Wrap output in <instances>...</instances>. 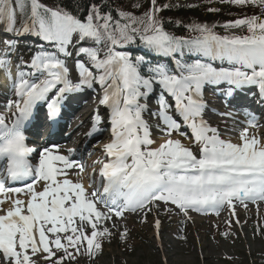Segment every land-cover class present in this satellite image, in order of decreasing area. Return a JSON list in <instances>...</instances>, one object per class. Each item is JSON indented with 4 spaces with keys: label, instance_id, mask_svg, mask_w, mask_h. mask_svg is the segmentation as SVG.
Masks as SVG:
<instances>
[{
    "label": "snow or ice",
    "instance_id": "1",
    "mask_svg": "<svg viewBox=\"0 0 264 264\" xmlns=\"http://www.w3.org/2000/svg\"><path fill=\"white\" fill-rule=\"evenodd\" d=\"M218 2L258 7L260 12L211 26L194 22L186 27L197 35L185 38L165 30L158 13L169 5L158 7L156 0L141 15L123 10L114 15L100 0L82 16L42 0H0L4 31L31 34L43 42L29 61H15V74L13 40L3 41L0 49V72L14 96L0 113V264L94 259L102 251L101 241L110 242L107 223L116 228L126 212L146 216L161 203L187 217L189 211L224 206L235 216L237 204L247 208V202L264 201V141L249 133V127L259 126L256 117L246 114L248 127L240 131L239 143L222 139L204 118L202 94L207 84H226L229 95L256 87L264 100V0ZM217 27L224 33H217ZM137 42L171 58L175 68L130 55L125 49ZM73 56L70 68L67 61ZM187 56L194 59L189 62ZM85 86L99 87L98 104L107 109L110 126L104 158L94 161L99 170L93 168L87 188L80 179L85 166L72 158L73 149L68 154L59 145L38 150L28 146L25 135L38 105H46L54 117L68 95ZM153 95L157 110L150 115L167 137L155 147L144 118ZM100 122L97 109L89 136L100 130ZM182 126L190 137L180 131ZM173 133L192 144L172 138ZM155 226L159 229V220ZM126 236V229L119 232L121 241Z\"/></svg>",
    "mask_w": 264,
    "mask_h": 264
},
{
    "label": "rangeland",
    "instance_id": "2",
    "mask_svg": "<svg viewBox=\"0 0 264 264\" xmlns=\"http://www.w3.org/2000/svg\"><path fill=\"white\" fill-rule=\"evenodd\" d=\"M185 1L188 5L191 3V0ZM18 22L20 23L19 18ZM16 27L18 28V24ZM4 35V32L0 31L1 45H3L2 42L4 40H2V37ZM24 37L20 38V40L25 39ZM14 38L6 37L7 40H13ZM17 58L20 59V57ZM72 58L73 60L75 59L74 56ZM67 63L70 68L73 67L71 58L68 59ZM71 75L77 77L74 68ZM207 86H204L202 94H208L206 92ZM153 108L157 110L156 105ZM213 117L212 119L216 122L220 120L215 116ZM145 118L149 123L151 139L155 141L154 145L163 142L166 135L159 130L163 129V125H159L157 119H152L151 115L146 114ZM87 119L88 121L81 129L79 128L80 130L76 129L72 132L75 135L69 137L70 143L76 140V132L78 130L79 134H84L88 128L89 117ZM218 126L220 130H223L226 124L218 123L215 127ZM227 126L230 127L229 125ZM231 126L234 131L228 133L232 135V140L229 136L224 139L234 142L239 130L237 131V125ZM180 131L184 132L183 129ZM172 137H179L186 146L192 144L188 138L182 137L178 133H173ZM105 138L100 137L92 140L89 144L86 140H81L79 144L81 147L92 143L99 145L105 141ZM87 148H85V151ZM102 150L99 151L100 157L103 154ZM193 150L197 151L195 147H193ZM166 207L172 208V211L168 212L175 221H178L180 228L174 240L166 232L165 224L161 218L162 214L166 212L164 210ZM222 210L223 213L220 218H210L213 214L211 210L205 212V214L192 211L196 215H187L186 217L174 206L161 203L158 209L154 208L146 216L143 212H138V214L126 212L124 219L116 220V228H113L112 224L109 225L110 223L105 226L109 227L114 235L126 229L127 236L124 241L129 240L132 243V248L130 250L126 249V246L130 245L128 241L123 244V247L108 245L96 264H225V257L230 258L232 264H264V207L246 212L236 206L235 216L232 215L231 210L227 206L222 207ZM197 215L203 216L192 222L193 217H199ZM157 220L160 221L159 229L155 226ZM254 220H258L259 224H253ZM201 221L203 222L197 228V224ZM227 225H232V227L226 228ZM158 236H160L159 239H157Z\"/></svg>",
    "mask_w": 264,
    "mask_h": 264
},
{
    "label": "trees",
    "instance_id": "3",
    "mask_svg": "<svg viewBox=\"0 0 264 264\" xmlns=\"http://www.w3.org/2000/svg\"><path fill=\"white\" fill-rule=\"evenodd\" d=\"M48 2L49 6H60L66 9L73 11L74 13H85L88 5L97 2L100 0H42ZM106 5L113 9V14L118 10L129 11L136 15H141L151 7V1L149 0H104ZM158 7L164 5H169L168 8L162 10L158 13V17L163 21V26L166 31L172 33L176 36H183L185 38L197 35V33L189 32L187 30V25L192 23H207L209 26L213 24H223L225 21L234 20L245 14H259L260 9L258 7L247 6H233L225 4L224 7H217L214 9H219V11H208L209 6L207 3L201 4L194 7H185L184 5L175 3L174 0H156ZM139 5V7H136ZM179 22V26L177 24ZM217 33L223 34L224 29L217 27L214 29ZM139 44V42H137ZM140 45V44H139ZM141 46V45H140ZM146 49L145 47L141 46ZM29 49L26 48L25 51ZM148 50V49H146ZM24 51V49H23ZM150 59L153 58V52L148 50ZM137 55V54H136ZM143 56V54H139ZM151 64H155L153 61ZM149 64V65H151ZM227 264H230V261L226 259Z\"/></svg>",
    "mask_w": 264,
    "mask_h": 264
},
{
    "label": "bare ground",
    "instance_id": "4",
    "mask_svg": "<svg viewBox=\"0 0 264 264\" xmlns=\"http://www.w3.org/2000/svg\"><path fill=\"white\" fill-rule=\"evenodd\" d=\"M4 25H0V31L1 32H3L4 30ZM96 100V99H95ZM97 109H99V116L101 117V112H100V108L98 107V106H96L95 108H94V110H93V112H92V115H96V110ZM79 110V109H78ZM88 116H80L79 117V120H77V121H72V123L73 122H75L74 123V126H73V128H75L79 123H84V122H86V118H87ZM256 123L257 124H261V121L258 119H256ZM242 124V126H243V128H242V130L245 128V127H248V124H247V122H245V123H241ZM238 127V126H237ZM80 128V126L79 127H77L76 129H79ZM76 129H74V131L76 130ZM255 130H257V131H255ZM73 131V132H74ZM249 133L251 134V133H256L257 135L258 134H260L261 132H259L258 131V127L257 128H251V127H249ZM109 137H110V133H109ZM233 143H239V135H237V138L235 139V141L233 142ZM80 145V144H79ZM60 148V150H61V153L62 154H68V150L70 149L69 147H59ZM76 155V152H75V150H74V152L72 153V157H74ZM74 171V170H73ZM92 171V170H91ZM72 179L73 180H76L77 179V177H75V176H72ZM90 190V189H89ZM92 190V189H91ZM8 205L7 204H5L4 205V207H7ZM198 220V219H197ZM205 247V246H204ZM206 249V248H205ZM206 251V250H205Z\"/></svg>",
    "mask_w": 264,
    "mask_h": 264
}]
</instances>
